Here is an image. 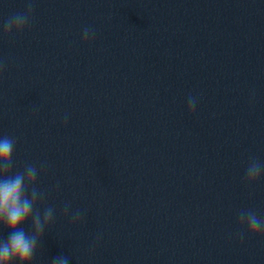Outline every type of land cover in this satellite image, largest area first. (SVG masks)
<instances>
[{
	"label": "clouds",
	"instance_id": "clouds-1",
	"mask_svg": "<svg viewBox=\"0 0 264 264\" xmlns=\"http://www.w3.org/2000/svg\"><path fill=\"white\" fill-rule=\"evenodd\" d=\"M34 0H25V8L9 16L0 25L2 35L9 37L23 33L33 20ZM94 36V32L85 28L82 39L87 42ZM4 65L0 63V72ZM196 99L189 97L188 111L195 113ZM66 119V118H65ZM16 139L14 137H0V227L8 231L6 240L0 239V264H32L37 253L38 243L42 240L45 229L54 220L55 210L45 208L43 213L37 208V203L44 199L45 193L37 188L39 170L32 164L13 174V156ZM44 165H41L43 168ZM264 174V164L255 157H250L245 173V183L249 186L258 182ZM70 205H65L67 214ZM80 213L76 212L72 220L78 221ZM31 220L32 231L27 233L21 225ZM241 228L247 229L252 236H264V219L251 210L239 213ZM243 239V232L240 233ZM52 264H68V258L58 256Z\"/></svg>",
	"mask_w": 264,
	"mask_h": 264
}]
</instances>
